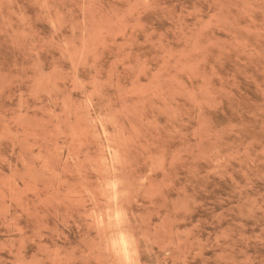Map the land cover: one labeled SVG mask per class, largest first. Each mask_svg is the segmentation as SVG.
I'll use <instances>...</instances> for the list:
<instances>
[{"label":"rangeland","instance_id":"rangeland-1","mask_svg":"<svg viewBox=\"0 0 264 264\" xmlns=\"http://www.w3.org/2000/svg\"><path fill=\"white\" fill-rule=\"evenodd\" d=\"M0 264H264V0H0Z\"/></svg>","mask_w":264,"mask_h":264}]
</instances>
